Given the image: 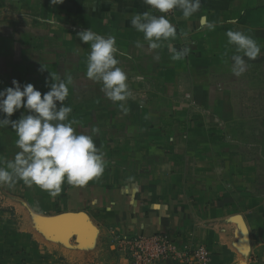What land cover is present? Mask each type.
I'll return each mask as SVG.
<instances>
[{
	"label": "crops",
	"instance_id": "0c3cea01",
	"mask_svg": "<svg viewBox=\"0 0 264 264\" xmlns=\"http://www.w3.org/2000/svg\"><path fill=\"white\" fill-rule=\"evenodd\" d=\"M145 11L165 15L144 0H0V89L16 79L43 94L52 74L71 76L69 120L78 133L99 129L107 161L101 176L65 182L55 197L22 180L0 185V264H130L115 235L164 231L204 245L212 264H264V0H201L188 18L175 9L166 17L177 36L159 49L131 25ZM89 28L116 38L125 101L86 77L91 48L78 33ZM230 29L260 45L240 76ZM168 44L190 51L173 61ZM254 122L262 135L246 134ZM17 138L0 127V156L14 159Z\"/></svg>",
	"mask_w": 264,
	"mask_h": 264
},
{
	"label": "clouds",
	"instance_id": "9594fccd",
	"mask_svg": "<svg viewBox=\"0 0 264 264\" xmlns=\"http://www.w3.org/2000/svg\"><path fill=\"white\" fill-rule=\"evenodd\" d=\"M51 3L60 4L63 0H51ZM144 3L162 14L179 9L185 18L201 8V0H144ZM131 25L143 33L151 49H159L162 40L177 36L175 26L166 15H154L150 11L133 15ZM207 27L214 29L215 25L208 24ZM78 35L82 42L90 43L91 48L86 77L100 82L101 90L113 102L125 101L131 96V91L126 82L127 74L117 66L116 38L99 35L90 28ZM225 35L229 44L236 45L237 54L231 56V71L240 76L246 71L244 57L256 59L260 45L240 30L230 29ZM136 47H142L140 41L136 42ZM168 51L170 58L178 61L183 60L190 50L185 47L178 51L168 44ZM71 82V76L62 80L52 74L51 82L46 78L48 91L43 94L34 84H21L16 79L12 80L11 86L0 89V112L6 116L0 119V127L11 126L18 137L15 146L20 150L12 160L0 156V185L12 187L22 180L29 187L35 184L55 197L61 193L65 182L73 187H83L103 174L107 161L93 139L99 129L94 127L92 135L78 133L74 127L77 121L69 120L73 109L64 101L69 95ZM57 102H60L59 108ZM119 107L124 112L128 111L123 103ZM21 109H27L28 113L18 120L10 119Z\"/></svg>",
	"mask_w": 264,
	"mask_h": 264
},
{
	"label": "built area",
	"instance_id": "2783aa9c",
	"mask_svg": "<svg viewBox=\"0 0 264 264\" xmlns=\"http://www.w3.org/2000/svg\"><path fill=\"white\" fill-rule=\"evenodd\" d=\"M174 11L164 14L170 16ZM114 243L130 264H164L167 261H176L177 264H212L211 255L204 245L192 244L173 232L136 236L117 234Z\"/></svg>",
	"mask_w": 264,
	"mask_h": 264
},
{
	"label": "rangeland",
	"instance_id": "374dc122",
	"mask_svg": "<svg viewBox=\"0 0 264 264\" xmlns=\"http://www.w3.org/2000/svg\"><path fill=\"white\" fill-rule=\"evenodd\" d=\"M257 123L256 127H250L248 128V130H246V134H248V136L254 135V136H260L263 134V127L261 125H258L260 122H254Z\"/></svg>",
	"mask_w": 264,
	"mask_h": 264
},
{
	"label": "bare ground",
	"instance_id": "6f19581e",
	"mask_svg": "<svg viewBox=\"0 0 264 264\" xmlns=\"http://www.w3.org/2000/svg\"><path fill=\"white\" fill-rule=\"evenodd\" d=\"M243 237V236H242Z\"/></svg>",
	"mask_w": 264,
	"mask_h": 264
}]
</instances>
